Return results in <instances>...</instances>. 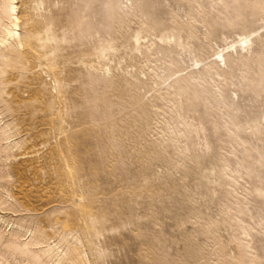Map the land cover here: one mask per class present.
<instances>
[{"label": "rangeland", "instance_id": "rangeland-1", "mask_svg": "<svg viewBox=\"0 0 264 264\" xmlns=\"http://www.w3.org/2000/svg\"><path fill=\"white\" fill-rule=\"evenodd\" d=\"M262 1L17 0L0 264H264Z\"/></svg>", "mask_w": 264, "mask_h": 264}, {"label": "bare ground", "instance_id": "bare-ground-1", "mask_svg": "<svg viewBox=\"0 0 264 264\" xmlns=\"http://www.w3.org/2000/svg\"><path fill=\"white\" fill-rule=\"evenodd\" d=\"M2 1V0H1ZM253 1V0H252ZM259 2V1H258ZM263 4H264V0L262 1ZM251 5V4H250ZM253 5V4H252ZM256 7L258 6V8L262 5V4H255ZM1 14L2 15H6V17L8 18V20L6 21L7 23H5L3 25V27L0 29V59L2 57L5 56V52H9V51H14L20 47H23L25 45V42L27 41V38L26 37H23L20 29H21V22H20V19H19V15H18V5H17V0H3L2 3L0 4V18H1ZM239 15V14H238ZM1 24V22H0ZM172 36V34L170 35ZM249 36H245L243 38H241L239 41L240 43L235 46L233 48L234 52L238 54V57L240 58H243V60H247V59H252L253 58V55H254V52H255V49L253 47V44H254V40L252 38H248ZM170 38V37H169ZM172 38V37H171ZM170 38V40H171ZM248 38V39H247ZM52 40V39H51ZM168 40V39H167ZM169 41V40H168ZM138 42V40H137ZM166 42V41H165ZM170 44V43H169ZM231 47V46H230ZM233 47V46H232ZM230 53L227 52L226 54L223 53V50L217 52V57L216 59L213 61V65L214 67L217 69V70H220L221 69V66H226L227 65V59H229L230 57ZM256 56V55H255ZM25 57V56H24ZM23 58V57H22ZM102 58V57H101ZM20 62V61H18ZM49 65V64H48ZM44 66V65H43ZM210 68V67H209ZM209 68L207 69L209 71ZM42 69V68H41ZM44 69V68H43ZM195 75H189L188 78L186 77H181L179 78V81H186L189 83L188 80H192V78H194ZM177 82V81H176ZM53 83V82H52ZM5 84V83H4ZM169 87V86H168ZM55 89L59 92L62 91V88L61 86L56 82V87ZM54 90V88H53ZM2 91V90H1ZM4 91V90H3ZM63 98V97H62ZM1 94H0V101H1ZM58 100V99H57ZM66 100V99H65ZM59 101V100H58ZM6 102V101H5ZM7 109L9 107L5 106ZM3 109V108H2ZM2 109H0V115L1 114V111ZM5 110V108H4ZM11 110V108H10ZM8 111V110H7ZM10 112V111H9ZM263 115V114H262ZM238 117V116H237ZM0 120H2L0 118ZM5 120V119H4ZM4 122V121H3ZM7 122V121H5ZM250 124V123H249ZM10 125V124H9ZM245 125V124H244ZM5 126V125H4ZM8 126V125H7ZM248 126V125H247ZM258 126V125H257ZM10 128V127H9ZM12 128V127H11ZM11 130V129H10ZM9 130V131H10ZM244 130V129H243ZM1 132V130H0ZM4 132V130H3ZM2 133V132H1ZM6 134V133H5ZM10 134V133H8ZM4 135V134H3ZM2 135V136H3ZM11 135V134H10ZM14 136V135H13ZM12 136V137H13ZM4 137V136H3ZM11 137V138H12ZM8 138V137H7ZM6 138V139H7ZM10 138V139H11ZM2 139V138H1ZM5 141V140H4ZM7 141V140H6ZM20 141V140H19ZM0 142H3V141H0ZM13 142V141H12ZM21 142V141H20ZM15 143V142H14ZM12 143V145L14 144ZM19 143V142H18ZM20 144V143H19ZM3 145V144H2ZM18 146V144H17ZM14 147V146H13ZM1 149V148H0ZM12 149V148H11ZM2 150V149H1ZM7 150V149H6ZM11 151V150H10ZM6 154V153H5ZM12 155V154H11ZM8 157V155H7ZM13 199L11 198V201ZM15 202V201H14ZM5 204V203H4ZM12 203H10L11 205ZM8 205V204H7ZM4 207V206H3ZM1 209V207H0ZM6 209V208H5ZM17 212V211H16ZM2 213V212H1ZM4 213V212H3ZM20 216V215H19ZM27 218V217H26ZM0 222H5L4 220V217L3 215H0ZM11 223V222H10ZM13 228V227H12ZM25 228V227H24ZM23 228V229H24ZM10 229V228H9ZM32 229V228H31ZM30 229V230H31ZM26 231V229H25ZM27 232H29L27 230ZM43 234V233H42ZM44 237V235H43ZM39 239V238H38ZM71 239V238H70ZM77 239V237H76ZM44 240V239H43ZM75 240V239H74ZM78 240V239H77ZM75 240V241H77ZM78 242V241H77ZM76 242V243H77ZM54 243V242H53ZM59 243V242H58ZM44 244V243H43ZM52 244V243H51ZM50 244V245H51ZM43 248V247H42ZM74 248V247H73ZM46 252L50 253L51 252V246H48L47 245V248L45 249ZM42 253V252H41ZM47 253V255H48ZM68 254H70V252H68ZM84 254V252L82 253ZM57 255V254H55ZM59 255V254H58ZM68 256V255H66ZM73 256V255H72ZM78 256V254H77ZM83 256V255H82ZM59 257V256H58ZM61 257V256H60ZM75 257V256H74ZM47 258V257H45ZM66 258V257H65ZM70 258V257H69ZM56 259V258H55ZM65 260V259H64ZM74 260V259H73ZM72 260V261H73ZM76 260V259H75ZM81 261V260H80ZM84 261H86L84 259ZM75 262V261H74ZM73 262V263H74ZM77 262V261H76ZM82 262V261H81ZM79 263V262H78ZM77 264V263H76ZM80 264V263H79Z\"/></svg>", "mask_w": 264, "mask_h": 264}]
</instances>
